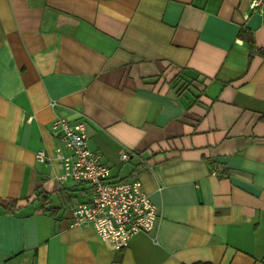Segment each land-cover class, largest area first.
Returning <instances> with one entry per match:
<instances>
[{
    "label": "crops",
    "instance_id": "1",
    "mask_svg": "<svg viewBox=\"0 0 264 264\" xmlns=\"http://www.w3.org/2000/svg\"><path fill=\"white\" fill-rule=\"evenodd\" d=\"M250 1L0 0V264H264V56L246 40L264 46V13ZM59 117L86 122L113 180H140L153 232L116 245L69 225L83 186L58 177Z\"/></svg>",
    "mask_w": 264,
    "mask_h": 264
},
{
    "label": "built area",
    "instance_id": "2",
    "mask_svg": "<svg viewBox=\"0 0 264 264\" xmlns=\"http://www.w3.org/2000/svg\"><path fill=\"white\" fill-rule=\"evenodd\" d=\"M251 10L264 13V0H251ZM50 106L56 105L50 100ZM51 130L64 146L55 148L54 158L62 170L59 179H71L83 186L81 201L68 206L70 226L91 225L101 240L122 245L136 233H150L157 227V206L141 189L134 175L127 180H113L110 167L102 162L101 155L88 147L87 125L83 119L69 121L56 118ZM141 161L139 153L124 151L119 158L129 157ZM44 161V152L36 154ZM143 161V160H142ZM156 238L154 237L153 240Z\"/></svg>",
    "mask_w": 264,
    "mask_h": 264
},
{
    "label": "trees",
    "instance_id": "3",
    "mask_svg": "<svg viewBox=\"0 0 264 264\" xmlns=\"http://www.w3.org/2000/svg\"><path fill=\"white\" fill-rule=\"evenodd\" d=\"M243 31H244V30H243ZM246 40L248 41L249 46H250V48H251V54H250V56H251L253 53H259L260 55L264 56V46L259 47V48L256 49V47H255V43H254V40H253V37H252L251 34H249V35L246 37ZM260 119H261V120H264V115H262V116L260 117ZM38 194H41V192L39 191ZM16 203H17V202L14 201V200H8L7 204L4 205V206L1 205V207H3L4 210H12V209H15V207H16Z\"/></svg>",
    "mask_w": 264,
    "mask_h": 264
}]
</instances>
